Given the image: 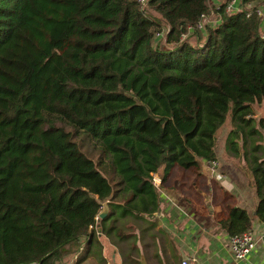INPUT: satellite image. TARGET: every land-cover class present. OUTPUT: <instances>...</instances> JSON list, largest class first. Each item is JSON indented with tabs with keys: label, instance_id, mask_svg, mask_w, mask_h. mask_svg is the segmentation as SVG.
Here are the masks:
<instances>
[{
	"label": "trees",
	"instance_id": "1",
	"mask_svg": "<svg viewBox=\"0 0 264 264\" xmlns=\"http://www.w3.org/2000/svg\"><path fill=\"white\" fill-rule=\"evenodd\" d=\"M228 1L200 30L207 0H0V264L76 262L96 222L131 245L134 225L154 224L155 170L214 160L227 114L224 151L264 225V32L245 7L264 0ZM219 222L250 224L238 206Z\"/></svg>",
	"mask_w": 264,
	"mask_h": 264
},
{
	"label": "crops",
	"instance_id": "2",
	"mask_svg": "<svg viewBox=\"0 0 264 264\" xmlns=\"http://www.w3.org/2000/svg\"><path fill=\"white\" fill-rule=\"evenodd\" d=\"M260 29L264 32V20ZM214 150L215 159H201L197 170L172 165L164 179H153L158 205L148 218L154 224L134 225L131 245L112 230L105 234L95 229L86 256L74 262V252L64 257L65 263L180 264L184 259L188 264H264V246L258 240L243 258L231 256L229 234L219 222L228 207L247 212L254 234L264 225L254 214L257 198L241 160L227 155L222 144Z\"/></svg>",
	"mask_w": 264,
	"mask_h": 264
},
{
	"label": "built area",
	"instance_id": "3",
	"mask_svg": "<svg viewBox=\"0 0 264 264\" xmlns=\"http://www.w3.org/2000/svg\"><path fill=\"white\" fill-rule=\"evenodd\" d=\"M235 3L236 0H229L224 5V10L229 11L233 9ZM245 7L251 8L249 10H253L256 16L260 17L261 20H264V6L255 4V2L250 1L245 4ZM206 14L207 13H201L199 19L195 23L198 29L202 28L203 25L205 24L208 18V15L206 16ZM246 14H248V12ZM187 29L189 28L187 27ZM187 31L185 33L189 32ZM185 33H182L181 36L183 37ZM97 218H98L97 215H95V220ZM257 240L260 241V243L264 246V229L259 234H254L250 228L244 229L240 232L229 234L228 246L231 256L235 259L243 258L246 255V253L253 247V245ZM180 264H188V262L183 259L180 261Z\"/></svg>",
	"mask_w": 264,
	"mask_h": 264
},
{
	"label": "rangeland",
	"instance_id": "4",
	"mask_svg": "<svg viewBox=\"0 0 264 264\" xmlns=\"http://www.w3.org/2000/svg\"><path fill=\"white\" fill-rule=\"evenodd\" d=\"M221 0H207V5H208V11L206 12V16L208 15V18L206 20V22L210 21L211 24L212 23H215L216 20H218V17H217V12L215 11V8L218 6V3L220 2ZM237 3L235 4V6L233 7V9L237 8ZM143 5V4H142ZM145 8L146 6L143 5ZM146 10H148L150 13V9L149 8H146ZM232 10V9H231ZM230 11V10H229ZM205 22V23H206ZM201 30V29H200ZM164 34V32H162V34L159 36L158 39L161 38V36ZM184 35H187V33H185ZM190 35L193 36L192 33H189L187 35V39L191 42H194V39L193 37ZM159 41V40H158ZM255 111L256 113H262V109L260 107H255ZM229 127V121H228V114L225 116L222 124L217 128L216 130V133H215V145L216 147H219V145H224V137H225V133H226V130L228 129ZM81 149L82 151H84L86 154H88L92 159L93 161H96L97 160V156H98V148L95 146L92 145V140H83V144H81ZM97 167L106 175L107 179L109 181H112V177H111V173L109 172V170H103L102 169V166L100 164H97ZM192 169V168H190ZM193 170V169H192ZM194 171V170H193ZM153 176V175H152ZM154 179V178H153ZM127 230V229H126ZM61 264H66L65 261L63 260V262H61Z\"/></svg>",
	"mask_w": 264,
	"mask_h": 264
},
{
	"label": "water",
	"instance_id": "5",
	"mask_svg": "<svg viewBox=\"0 0 264 264\" xmlns=\"http://www.w3.org/2000/svg\"><path fill=\"white\" fill-rule=\"evenodd\" d=\"M163 174V166L160 165L155 172L153 173V178L157 180H161ZM107 206L106 204H103L101 209L97 213V217H102L106 212ZM96 230L99 231L98 223L96 222Z\"/></svg>",
	"mask_w": 264,
	"mask_h": 264
}]
</instances>
